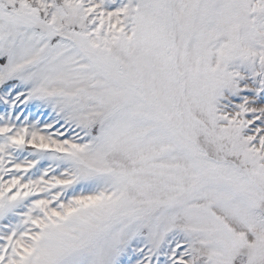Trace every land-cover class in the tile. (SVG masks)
I'll return each instance as SVG.
<instances>
[{
	"label": "snow or ice",
	"instance_id": "6c2138e0",
	"mask_svg": "<svg viewBox=\"0 0 264 264\" xmlns=\"http://www.w3.org/2000/svg\"><path fill=\"white\" fill-rule=\"evenodd\" d=\"M0 264H264V0H0Z\"/></svg>",
	"mask_w": 264,
	"mask_h": 264
}]
</instances>
